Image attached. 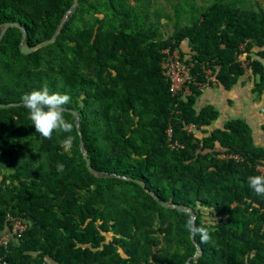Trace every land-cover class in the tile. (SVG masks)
<instances>
[{"label": "trees", "instance_id": "obj_1", "mask_svg": "<svg viewBox=\"0 0 264 264\" xmlns=\"http://www.w3.org/2000/svg\"><path fill=\"white\" fill-rule=\"evenodd\" d=\"M73 1L0 0V33L16 22L29 45L50 39ZM227 3L212 2L161 38L131 27L129 12L109 0H79L57 39L29 54L22 30L6 31L0 102H20L44 85L69 94L65 107L80 114L92 165L107 174L89 170L72 113L64 115L75 142L65 152L68 133L45 139L24 105L0 107V264H186L197 245L190 264H264V196L248 185L263 175L264 108L259 143L247 119L216 126L214 105L196 107L205 88L230 91L247 69L264 102V7ZM168 47L190 65V94L169 90ZM151 192L192 209L211 242L185 228L189 212L162 206ZM16 220L27 225L20 235Z\"/></svg>", "mask_w": 264, "mask_h": 264}, {"label": "rangeland", "instance_id": "obj_2", "mask_svg": "<svg viewBox=\"0 0 264 264\" xmlns=\"http://www.w3.org/2000/svg\"><path fill=\"white\" fill-rule=\"evenodd\" d=\"M98 1V0H97ZM116 7L122 6L124 10L129 12L131 27L141 30L140 33H148L156 38L164 37L173 33L176 29L183 26L191 25L207 7L216 0H109ZM228 2L231 5H242L246 8L250 6L264 7V0H218ZM135 26V27H134ZM251 94L256 93L251 92ZM202 103L203 98H199ZM238 104L237 101H233ZM214 104V102L209 103ZM215 108L219 107L215 105ZM264 107V105L262 106ZM262 109V108H261ZM241 118V117H240ZM244 118V117H243ZM245 119V118H244ZM255 125H252L253 131L261 130L260 124L263 122L262 116L255 118ZM258 125V126H257ZM258 130V131H257ZM262 132V131H261ZM205 210L206 220L212 222L214 217Z\"/></svg>", "mask_w": 264, "mask_h": 264}, {"label": "clouds", "instance_id": "obj_3", "mask_svg": "<svg viewBox=\"0 0 264 264\" xmlns=\"http://www.w3.org/2000/svg\"><path fill=\"white\" fill-rule=\"evenodd\" d=\"M69 94L59 92L52 93L47 85L40 90H33L21 97L23 105L29 110V118L35 131L43 138L51 140L54 133H68L69 135L62 141V148L65 152H70L73 148L75 137L71 135L74 131V123L66 119L65 106L70 103ZM57 171L63 172L65 165L57 163ZM248 185L258 196H264V175H253L248 177ZM185 228L193 235H200V242L207 244L211 242L212 236L209 228L197 226L195 215H189L185 223Z\"/></svg>", "mask_w": 264, "mask_h": 264}, {"label": "crops", "instance_id": "obj_4", "mask_svg": "<svg viewBox=\"0 0 264 264\" xmlns=\"http://www.w3.org/2000/svg\"><path fill=\"white\" fill-rule=\"evenodd\" d=\"M247 74L241 76L239 82L235 84L230 91H225L218 84H214L211 87H207L203 90L199 98H203V102L197 100L196 107L198 109L206 105H217V109L220 112L218 120L215 122L216 126H222L225 121L230 118L244 117L250 122L251 125H255V118L261 116L260 109L264 105V102L257 98L252 91V82ZM256 93V92H254ZM198 98V99H199ZM233 101H237L238 104H234ZM214 102V104H209ZM258 126V125H257ZM256 131V130H255ZM255 137L260 143L263 141V134L259 129L255 132Z\"/></svg>", "mask_w": 264, "mask_h": 264}, {"label": "water", "instance_id": "obj_5", "mask_svg": "<svg viewBox=\"0 0 264 264\" xmlns=\"http://www.w3.org/2000/svg\"><path fill=\"white\" fill-rule=\"evenodd\" d=\"M78 4H79V0H74L73 1V4L71 5V7L68 9V11L66 12V16L63 17L57 31L54 33V35L50 38V39H47V40H44L36 45H29L27 42H26V36H27V29L19 24V23H16V22H6L4 23V25L2 26V30H1V33H0V40L3 38V36L5 35L6 31L10 28V27H19L21 30H22V40L20 42V47H21V51L24 53V54H29L35 50H37L38 48L44 46V45H47V44H51L53 43L56 39H57V36L60 34L61 32V29L63 27V25L65 24L66 20L71 16V14L74 13V11L77 9L78 7ZM23 105V101H20V102H11V103H2L0 102V107H3V108H7V107H12V106H21ZM65 111L67 112H70L74 115L75 117V120H76V126H77V129H78V132L81 136V140H80V148H81V152L82 154L84 155L85 159L86 160V163H87V166L89 168V170L95 174H107L106 172L104 171H97L93 165H92V162H91V158L85 148V143H84V140L82 139V132H81V128H80V124H81V118H80V114L78 111L72 109V108H68V107H65ZM140 184L143 185V182L142 181H139ZM151 194L154 196V198L156 199V201H158L162 206L168 208V207H175L177 209H180V210H183V211H187L189 212L191 215H195L196 217V214L195 212L192 210V209H189V208H186L182 205H179V204H174V203H168L162 199H160L157 195H155L153 192H151ZM192 237L194 238V236L192 235ZM201 254V247L200 245H197V251L196 253L189 257L188 260H187V263L186 264H190L191 260L195 257H197L198 255Z\"/></svg>", "mask_w": 264, "mask_h": 264}, {"label": "built area", "instance_id": "obj_6", "mask_svg": "<svg viewBox=\"0 0 264 264\" xmlns=\"http://www.w3.org/2000/svg\"><path fill=\"white\" fill-rule=\"evenodd\" d=\"M180 50L178 48H165L163 50V72L166 75L170 85L169 90L173 95H177L180 92L184 93V95L190 94V88L187 85L189 81H191L192 76L190 74V65L186 64L184 61L181 60L180 57ZM204 87V86H203ZM195 125L188 126V130L192 131L194 129ZM169 138H172L173 136V128L170 125V127L167 130ZM171 146H180L179 143H173L171 142ZM224 156V155H222ZM258 170L261 172V174L264 175V165H259ZM27 225L25 223H22L20 220H16L14 222L13 226V233H17L20 235ZM7 238L3 237L1 241L6 242Z\"/></svg>", "mask_w": 264, "mask_h": 264}]
</instances>
